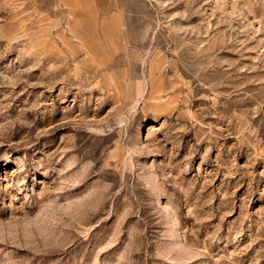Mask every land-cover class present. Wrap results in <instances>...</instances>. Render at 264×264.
I'll list each match as a JSON object with an SVG mask.
<instances>
[{"label": "rangeland", "instance_id": "1", "mask_svg": "<svg viewBox=\"0 0 264 264\" xmlns=\"http://www.w3.org/2000/svg\"><path fill=\"white\" fill-rule=\"evenodd\" d=\"M0 264H264V0H0Z\"/></svg>", "mask_w": 264, "mask_h": 264}]
</instances>
